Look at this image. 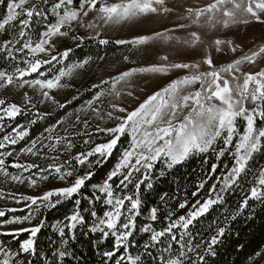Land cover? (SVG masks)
I'll use <instances>...</instances> for the list:
<instances>
[{"label": "snow or ice", "instance_id": "snow-or-ice-1", "mask_svg": "<svg viewBox=\"0 0 264 264\" xmlns=\"http://www.w3.org/2000/svg\"><path fill=\"white\" fill-rule=\"evenodd\" d=\"M153 17L175 21L128 38L110 34ZM253 23L264 25V0H0V92L20 96H0V177L35 190L0 189L17 205L0 209V264H88L85 251L97 264H213L231 224L254 214L253 204L264 207V68H244L264 58V44L243 53L227 38ZM90 44L95 54L84 51ZM113 44L129 53L167 45L200 58L164 54L140 64L124 55L126 70L92 83L87 99L77 91L61 102L58 94ZM213 53L233 58L217 63ZM153 77L167 82L141 99L136 79ZM56 110L66 114L32 136ZM192 159L199 169L176 176ZM169 177L172 194L149 204ZM68 204L49 223L47 214ZM45 228L57 239L41 247ZM256 255L264 260V251Z\"/></svg>", "mask_w": 264, "mask_h": 264}, {"label": "rangeland", "instance_id": "rangeland-1", "mask_svg": "<svg viewBox=\"0 0 264 264\" xmlns=\"http://www.w3.org/2000/svg\"><path fill=\"white\" fill-rule=\"evenodd\" d=\"M202 2L203 0H170V3L176 4H197ZM174 21L175 17L167 19L162 17H153L150 19L141 20L135 25H130L122 29H117L115 31H112L110 34L113 38H128L132 33L135 32H151L153 30H162V28L164 27H171ZM227 38L232 39L236 43L240 44L243 49V53H249L250 51L257 50L261 44H264V25L257 23H253L248 26L240 25L229 31L227 33ZM164 54H168L172 59L184 61L192 59L198 60L200 58L198 55H195L190 51H181L179 54H177V51L175 49L169 48L167 45H160L158 49L149 48L147 51H140L135 53H129L128 50L125 48L119 54L106 57L103 62L93 63L86 69L81 70L77 74V76H75L71 81L72 87L60 92L57 98L61 102H64V100L66 99H71V97L73 95H76L77 91H79L82 94L83 99H87L88 97H85L89 96L87 89L90 88L92 83H96L99 79L105 78L108 75H113L119 71L126 70V68L131 66L123 62L122 57L124 55H130L132 59L137 60L140 64H144L157 61L159 59V56ZM240 54L242 53L238 52L236 55ZM213 55L217 63L225 61L230 62L233 58L232 56H222L216 53H213ZM244 68L253 71L264 68V58L257 57L255 64L244 65ZM166 82L167 78L164 77H153L147 80V82L144 78H137L135 81L136 94L140 96L141 99H143L146 94H150L151 91L156 89L158 86H162ZM140 89H144V91L141 92ZM1 93V96H4V94H10L12 95V100L18 103L20 102V96L18 94V90L16 89L4 90L0 92V94ZM127 103L131 107L133 106L134 102L131 99H128ZM40 107L44 111H53L55 106L40 105ZM25 175H27V173H25ZM48 186L51 185L42 184L41 189H44ZM0 189H3L5 195L9 192L15 195H19L20 193L28 194L35 191L34 189L28 188L26 185H19L11 182H6L3 180L2 177H0ZM12 207H17L14 200H12L11 198H0V209ZM9 218H11V214H9Z\"/></svg>", "mask_w": 264, "mask_h": 264}, {"label": "trees", "instance_id": "trees-1", "mask_svg": "<svg viewBox=\"0 0 264 264\" xmlns=\"http://www.w3.org/2000/svg\"><path fill=\"white\" fill-rule=\"evenodd\" d=\"M103 48V46H101ZM91 48L93 54L96 52V46L94 44L88 45L84 49L85 52ZM125 49L124 46L109 45L107 46L106 51H101L100 55H105L106 57L119 54ZM76 57H73L75 59ZM2 93L0 94V96ZM8 99L12 100V95L4 94ZM88 97V96H85ZM82 102V101H81ZM79 104L74 101L73 106L77 107ZM72 108H68V111H71ZM64 110L54 111L53 115L49 118L48 121H42L38 125L34 126L31 135L35 136L39 131L42 130L44 126H47L48 123L54 122L55 119L60 116L65 115ZM21 145L16 146L19 148ZM114 162V161H113ZM111 165L109 164L108 167ZM199 169V162L197 159H192L187 162L184 166L177 169L176 176H187L193 174V170ZM103 177V171H99L98 175L95 177L93 182L99 181ZM194 178V176H193ZM175 189V184L171 183V177L167 180H162L156 188V191L148 197V203L151 204L158 199L156 193L168 192L170 195ZM240 198L239 192L236 195L232 196L228 200L229 211L235 208L236 201ZM254 214H249L246 212L243 216L238 217L231 226L229 232L226 233L223 238V243L217 248L218 255L214 259L213 264H253V261H258L259 264H264V260H261L257 252L264 251V207H261L259 204H253ZM71 204L61 206L57 210L49 212L48 221L49 223L54 222L56 219L62 218L63 215L70 210ZM220 212H223V209H218L217 215ZM213 217H209L211 220ZM143 219V217H141ZM5 238V237H0ZM49 239L54 243L57 239L56 235L52 232L51 228H45L39 234V242L41 247H48ZM243 245V248L240 247ZM85 256L87 257L88 264H97L99 259L98 255L89 253L85 251Z\"/></svg>", "mask_w": 264, "mask_h": 264}]
</instances>
